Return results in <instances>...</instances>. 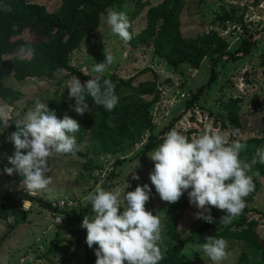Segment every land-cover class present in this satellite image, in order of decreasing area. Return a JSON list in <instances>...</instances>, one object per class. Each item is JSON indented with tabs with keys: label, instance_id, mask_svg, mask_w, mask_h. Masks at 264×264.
Masks as SVG:
<instances>
[{
	"label": "rangeland",
	"instance_id": "1",
	"mask_svg": "<svg viewBox=\"0 0 264 264\" xmlns=\"http://www.w3.org/2000/svg\"><path fill=\"white\" fill-rule=\"evenodd\" d=\"M135 1L125 0L120 7L110 9L125 14L133 12ZM140 1H148L155 7L164 0ZM184 1L180 27L183 37L196 38L216 31L226 41L229 46L227 51L231 53H234L249 36L256 42L251 55L237 61L230 60L225 55L217 63L215 83L190 109L186 110L189 102L198 90L210 81L213 62L210 57H206L199 68H195L189 63L171 65L165 58L159 56L155 51V43L149 44L143 35L147 28L146 15L149 8L138 13L132 24V37L127 42L111 32L106 24L104 12L99 29L85 38L71 55L70 66L86 76L94 77L97 74L91 72V67L95 62L104 61L105 49L113 55L114 61L101 75L110 76L116 73L124 79H129L145 69L152 72L143 75L142 80L153 79V73L157 75L160 97L150 109L155 135H159L171 121L184 112L183 117L175 122L174 129L186 137L201 134L207 125L222 132L229 143L233 140L244 143L246 147L240 152L239 158L250 164L248 174L252 177L258 176L260 187L240 214L246 217L243 228L248 229L251 223H255L254 236L264 247V178L258 170V160L256 164H251L256 149L264 147L252 141L260 138L261 119L264 117V0ZM61 2V0L27 1L29 5L44 7L48 13H54L61 6ZM0 8L10 10L1 2ZM22 37L26 41L32 39L28 32ZM26 58H30V55ZM71 78L67 72L59 71L50 80L29 79L17 82L13 77L6 79L7 87L22 93V98L10 106L12 120L9 127L15 126L11 123L21 119L24 112L31 108L37 99L49 105L63 97H69L66 82ZM80 81L82 84L85 82ZM236 100L242 115V132L222 129L223 123L229 122V109ZM0 104L6 103L0 100ZM1 135L2 133L0 169H3L12 167L8 164L7 158L13 156L15 149L14 146H3ZM74 135L77 145L75 156L54 154L50 157L48 173L51 179L48 186L50 193L40 191L29 194L50 202L57 211L29 202L28 206L23 208L25 218H19L18 222L14 221L13 217L7 220L0 219V264H87L85 249L78 245L75 239L76 232L85 231L81 227L83 219L81 222H68V217L64 213L78 215L86 206L84 197L92 192L97 184L105 190L119 187L122 193L133 191L138 184L141 186L149 184L152 191L149 193L145 209L159 218L162 252L188 237L195 236V224L201 220L196 219L195 214L200 210L189 204L187 194L182 195L177 202L169 204L159 198L149 181L153 162L149 159L148 153H142L150 136L149 131H145L143 138L135 145L118 153H110L109 148L92 142L88 136L82 139L79 131ZM78 153L100 159L102 161L100 169L88 165ZM119 159H125L126 162L114 168V163ZM133 175L139 176V180H133ZM18 176L15 172L12 176L0 175V196L8 191H23ZM215 213L219 216L225 214L223 210L212 207L210 214ZM86 215H92L91 209ZM238 217L239 215L234 219ZM232 230H235L234 227ZM217 231L220 230L209 232L206 236ZM226 242V258L221 264H238L244 250L239 242ZM199 245L200 239L194 244H188L183 257H191ZM198 264L212 262L202 254Z\"/></svg>",
	"mask_w": 264,
	"mask_h": 264
},
{
	"label": "trees",
	"instance_id": "2",
	"mask_svg": "<svg viewBox=\"0 0 264 264\" xmlns=\"http://www.w3.org/2000/svg\"><path fill=\"white\" fill-rule=\"evenodd\" d=\"M27 1L0 0L10 8V10L0 8V100L9 106L14 105L22 98L21 92L5 85V80L10 77H13L17 82H25L29 79L50 80L57 72L64 71L83 81L94 78L95 76H86L71 67L70 57L81 46L85 38L99 29L101 16L107 9L120 7L125 3V0H61V6L54 13H48L44 7L29 5ZM140 2V0H136L133 12L126 13L129 20L130 38L132 37V24L138 17V13L149 8L146 15L147 28L143 35L149 44L155 43V51L159 56L165 58L171 65L189 63L195 68H199L206 57H210L213 62L210 81L198 90L186 110L198 102L206 90L211 89L217 77L215 67L225 55L230 60L237 61L251 55L256 47L255 40L249 36L234 53L228 52L229 46L216 31L196 38L183 37L180 27L184 0H164L155 7H152L148 1ZM25 32L32 35L31 40L23 39L22 36ZM29 47L32 49V53L27 59L24 50ZM215 55L216 57H214ZM148 72L152 71L145 69L129 79H124L116 73L110 76L101 75V82L103 79L113 82L114 92L119 98L118 104L111 112L106 111L102 106L93 104L91 98L87 96L90 112L82 116L70 110V106L75 101L69 97H63L59 101L49 104L48 107L50 110H54L58 116L67 114L75 119L80 125L79 133L82 139L88 136L92 142L109 148L110 153H118L135 145L143 138L144 132L149 131L148 142L142 151V153H149L162 142L165 133L174 128L175 122L183 117L184 112L171 121L159 135L153 133L150 109L158 102L160 90L156 74L153 73L151 80L141 79ZM228 119L229 122H224L222 129H231L235 132L242 130V115L237 100L229 109ZM15 130V126H10L7 129L0 128L3 146H13L9 137ZM259 132L261 133L260 138L252 139V141L264 145V117L261 119ZM189 138L191 137L189 136ZM78 154L86 160L88 165L100 169L102 164L100 159ZM125 162V159L117 160L114 163V168ZM258 166V170L264 178V164L259 163ZM18 178L21 182L22 177L18 176ZM252 179L254 188L245 197V206L252 201L260 187L258 176H253ZM24 200L49 210L53 209L52 204L41 197H34L19 190L8 191L0 196V219L7 220L13 217L14 221L18 222L19 218H25ZM90 209V205H88L78 215L64 214L67 215L68 222H81ZM53 210L57 211V209ZM211 216L214 220L213 223L204 220L197 221L195 236L188 237L177 245L166 249L159 264H198L203 254L200 247H195L196 251L189 258L183 257V252L188 244H194L197 239L201 240V244L205 243L206 237H218L225 241L239 242L244 254L238 264H264V247L254 236L255 223H251L248 229L243 228L246 224V217L239 214L237 219L225 226L219 223L222 216L216 213ZM233 227L235 230H232ZM216 230L220 231L206 236L207 233ZM75 239L76 243L85 249V262L95 264L94 249L96 245H93L91 249L87 246L85 242L86 230L76 232Z\"/></svg>",
	"mask_w": 264,
	"mask_h": 264
},
{
	"label": "clouds",
	"instance_id": "3",
	"mask_svg": "<svg viewBox=\"0 0 264 264\" xmlns=\"http://www.w3.org/2000/svg\"><path fill=\"white\" fill-rule=\"evenodd\" d=\"M105 20L114 35L124 42L129 41V20L125 13L107 9ZM24 53L31 55L32 49L29 47ZM104 55L103 62H95L91 67V72L97 74L94 78L82 84L73 76L66 82L68 96L75 101L70 110L79 116L90 112L86 96L108 112L118 104L113 82L108 79L101 82V74L114 61L113 55L105 49ZM11 120L10 106L0 104V128L7 129ZM11 124L16 128L9 137L15 149L13 156L7 158L12 167L0 169V175L17 173L22 177L23 191L28 194L50 193V157L54 154L75 156L74 134L80 130V125L67 114L58 116L39 99L21 119ZM245 147L236 140L229 143L222 132L207 125L201 134L191 138L170 129L162 142L148 153L153 162L149 181L159 198L169 204L186 193L189 204L200 210L195 214L196 219L213 223L211 208L223 210L225 214L219 223L227 225L241 213L244 198L254 188L252 176L248 174L250 164L239 158ZM257 160L264 164V147L256 149L251 164H256ZM132 179L139 180V176L133 175ZM151 191L147 183L123 193L119 187L105 190L97 184L84 197L92 215L84 216L81 227L86 230L87 246L91 249L96 245L95 264H159L163 257L160 221L157 215L145 209ZM28 204L29 201L24 200L23 208ZM205 240L199 245L201 251L212 264H221L226 258L227 242L218 237Z\"/></svg>",
	"mask_w": 264,
	"mask_h": 264
}]
</instances>
